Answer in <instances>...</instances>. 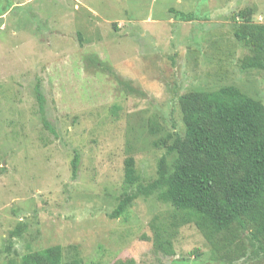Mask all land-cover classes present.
I'll list each match as a JSON object with an SVG mask.
<instances>
[{
	"label": "rangeland",
	"instance_id": "rangeland-1",
	"mask_svg": "<svg viewBox=\"0 0 264 264\" xmlns=\"http://www.w3.org/2000/svg\"><path fill=\"white\" fill-rule=\"evenodd\" d=\"M247 17L264 25V0H0V264L53 247L60 264H264L250 226L211 243L138 194L163 156L173 171L182 95L235 86L264 104L235 35ZM129 158L138 197L114 217Z\"/></svg>",
	"mask_w": 264,
	"mask_h": 264
},
{
	"label": "trees",
	"instance_id": "trees-1",
	"mask_svg": "<svg viewBox=\"0 0 264 264\" xmlns=\"http://www.w3.org/2000/svg\"><path fill=\"white\" fill-rule=\"evenodd\" d=\"M177 19L190 15L172 10ZM236 38L255 51L243 69L264 68V25L245 19ZM41 108L44 98L38 89ZM185 136L176 135L168 154L176 153L173 171L167 172L166 156L159 163L158 179L139 189L140 195L159 192L160 199L187 213L205 238L214 243L235 226L251 227L252 238L264 248V104L235 86L218 92H192L180 97ZM45 126L50 125L45 119ZM166 146V142L156 143ZM73 161V176L79 169ZM126 194L137 183L134 158L125 162ZM138 194L128 195L119 205L118 217ZM191 220V219H190ZM19 233V232H18ZM18 235V234H17ZM60 247L26 255L24 264H60Z\"/></svg>",
	"mask_w": 264,
	"mask_h": 264
}]
</instances>
